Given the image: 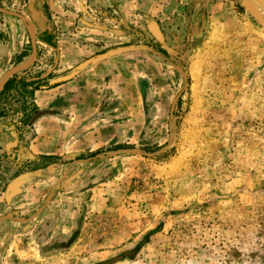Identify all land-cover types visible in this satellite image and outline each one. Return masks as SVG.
<instances>
[{
  "label": "rangeland",
  "instance_id": "374dc122",
  "mask_svg": "<svg viewBox=\"0 0 264 264\" xmlns=\"http://www.w3.org/2000/svg\"><path fill=\"white\" fill-rule=\"evenodd\" d=\"M197 1L194 31L164 44L179 45L175 54L141 64L147 109L125 107L120 132L98 151L110 160L73 171L86 177L79 187L55 177L41 188L48 203L73 200L60 202L66 213L55 220L66 239L37 246L26 264H264V23L249 9L256 2L261 14L260 0ZM138 32L142 54L161 46L144 25ZM29 72L0 88L13 135L34 112L41 78ZM11 161L0 159V191L12 181ZM51 168L22 170L38 180Z\"/></svg>",
  "mask_w": 264,
  "mask_h": 264
},
{
  "label": "crops",
  "instance_id": "0c3cea01",
  "mask_svg": "<svg viewBox=\"0 0 264 264\" xmlns=\"http://www.w3.org/2000/svg\"><path fill=\"white\" fill-rule=\"evenodd\" d=\"M7 2L8 5L0 3V7L25 16L34 32V61L17 73H30V70L38 73L41 79L32 84L30 101L34 110L43 113L32 119L24 131L14 135L9 131L8 117L0 115V159L12 160L10 181L28 173L22 170L25 166L30 165V170L38 172L52 167L48 177L42 178L37 172L33 177L38 180L29 179V172L8 202L4 199L5 188L0 191V264H26L28 259L36 257L37 246L52 250L62 247L66 239L63 227L58 231L55 220L66 213L67 207L60 202L66 198L73 200L58 195L48 203V191L42 194L41 188L55 177L60 186L72 180L79 187L80 180L86 177L75 172L71 178L73 171L87 168L95 158L104 159L105 152H98L101 141H108L120 132L125 107L139 105L144 114L138 83L146 73L139 68L144 59L148 63L151 58L164 57L167 63V51L175 54L179 45L172 48L164 44H179L183 35L187 38L194 31L193 20H189L193 16L188 14L198 8V1ZM251 4L258 12L256 2ZM261 10L262 15V7ZM152 23L160 35L150 28ZM142 25L156 41H162L158 50L150 45V53L145 55L136 45ZM28 26L26 21L0 12V75L10 67H20L29 61L32 33ZM162 65L158 63L160 68ZM163 67L170 70L167 64ZM34 161L50 163L40 167Z\"/></svg>",
  "mask_w": 264,
  "mask_h": 264
},
{
  "label": "water",
  "instance_id": "95a60500",
  "mask_svg": "<svg viewBox=\"0 0 264 264\" xmlns=\"http://www.w3.org/2000/svg\"><path fill=\"white\" fill-rule=\"evenodd\" d=\"M260 6L262 7L263 9V14H259L257 12V10L255 9L254 5L251 4L249 5V9L250 11L252 12V14L255 16V18L257 20H259L260 22H263L264 23V0L260 2ZM0 12L2 13H6V14H9V15H12L14 17H17V18H20L24 21H26L30 27H31V31H32V36L30 38V48H31V56H30V59L29 61L23 65V66H20V67H10L8 68L6 71H4L1 75H0V88H1V85L4 81V79L10 75V74H13V73H16L20 70H23L25 68H27L28 66H30L33 61H34V58H35V55H36V49H35V43H34V32H33V29H32V26H31V23L29 22V20L23 16L22 14L16 12V11H13V10H8V9H5V8H2L0 7ZM150 28L156 32L157 35H160V32L158 31L156 25L154 23H152L150 25ZM27 174L28 173H25V174H20L16 177H14L12 179V181L7 185L6 189H5V192H4V199L6 202L9 201V199L14 196L18 191H19V186L20 184L22 183V181L24 180V178L27 177Z\"/></svg>",
  "mask_w": 264,
  "mask_h": 264
},
{
  "label": "trees",
  "instance_id": "16d2710c",
  "mask_svg": "<svg viewBox=\"0 0 264 264\" xmlns=\"http://www.w3.org/2000/svg\"><path fill=\"white\" fill-rule=\"evenodd\" d=\"M15 75V74H14ZM11 80L10 79H7L4 83H3V85H2V89H4L5 88V86L10 82ZM25 85V84H24ZM27 85V84H26ZM143 87V86H142ZM140 88V92H141V95H142V100H143V110H144V113H145V111H146V109H147V105H146V103H145V98H146V92H145V90H143V88ZM41 113H43V112H41L40 110H34V112H33V114L28 118V123L30 122V121H32V119H34L36 116H38V115H40ZM0 115H2V114H0Z\"/></svg>",
  "mask_w": 264,
  "mask_h": 264
}]
</instances>
